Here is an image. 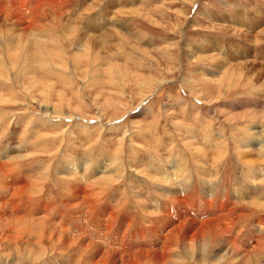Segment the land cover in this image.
I'll use <instances>...</instances> for the list:
<instances>
[{"label":"rangeland","instance_id":"rangeland-1","mask_svg":"<svg viewBox=\"0 0 264 264\" xmlns=\"http://www.w3.org/2000/svg\"><path fill=\"white\" fill-rule=\"evenodd\" d=\"M88 2L92 0H80L74 5L85 6ZM195 2L99 0L94 12L106 13L107 20L116 18V26L114 19L113 24L102 23L106 21L103 14L87 15L99 21L100 27H91L85 22L86 32L98 31L94 34L99 35L113 29L108 42L104 37L90 41L80 35L79 61H74L75 52L70 48L74 46L72 38L69 40L72 46L60 40L65 43V58L70 61L66 66L72 78L65 75L60 79L50 78L34 65V62L40 64V60L32 57L33 52H28L29 59L24 66L14 65L16 78H12V83H8L6 74L0 77V167L8 170L6 176L0 173V264H264V253L249 255V259L243 253L264 245V135L248 130L249 126L264 130V114L254 116L248 112L264 108V75L252 72L251 64L236 68L234 62L220 63L217 59L219 55L234 61L232 52L240 54L252 48L257 54L245 52L246 60L242 54L238 61H255L256 67L264 70V34L259 43L249 42L264 29V20L261 21L264 14L258 13L259 9H264V0ZM31 3L34 2L26 6ZM0 10L4 8L0 6ZM22 11L28 15L31 8L25 7ZM241 16L254 17L257 27H242L240 32L228 28L233 26L230 23L233 19ZM243 21L247 23L248 19ZM185 47L193 55L185 53ZM115 68L120 69L121 75L112 71ZM24 72H32V75ZM164 81L167 82L164 87L156 89L150 99L142 102L144 90H152ZM22 86L27 89L20 90ZM28 96L35 103L43 102L41 106L48 111L45 110L43 115L40 112L41 116L36 114L37 111L28 109L29 112L25 102ZM47 100L52 105H47ZM256 102L258 105L253 109ZM56 107L61 115L52 113ZM128 111L129 114L123 116ZM221 113L225 114L222 118ZM75 114L88 122L89 128L83 129L82 124L77 123L70 136L72 147L58 149L60 155L52 158L60 147L58 135L65 128L60 125L59 118L71 123L69 119H80ZM108 124L113 126L104 128L103 125ZM116 125L118 127L112 128ZM128 128L129 132L130 129L138 131L126 145L129 150L124 157L132 168L129 175H125L121 169L116 172L118 164L113 160ZM101 130L105 131L102 133ZM239 152L246 153L245 161ZM108 171L116 172L112 175L117 183L124 181L107 190L100 201L94 196L97 186L90 183L106 172L109 174ZM123 175L125 178L122 179ZM65 177L82 183L83 187L88 184L89 195L95 204L93 208L78 197L72 198L74 202L70 201L68 206V190L72 185L62 182L61 178ZM149 181H156L153 189ZM124 182L134 195H139L140 202L147 204L144 211L135 210L132 203L137 199L134 200L130 190L128 195H122L126 188ZM27 183L30 186L26 194L13 202L11 189ZM188 191L201 194L216 212L227 203L223 211L225 224L226 212L236 208L228 219L238 216L232 223L231 238L239 239L244 250L234 254H238L234 260L231 254L227 260L218 258L222 254L216 248L201 253L189 247V252L184 255L178 246L182 243L188 247L192 243L177 236L171 245L172 255L166 260L160 257L163 262L151 254L134 255L137 251H160L164 242L159 236L177 228L184 220L203 221L219 215H210L206 206L196 205L199 194L187 198L188 207L174 205L169 212L163 206L176 195L183 200ZM210 191L221 194L213 196L215 203L206 198ZM121 198L130 201L129 205H124ZM102 209L106 214L100 213ZM113 210L116 215L113 226L109 227L106 220ZM152 212L155 217L167 214L170 221L160 224L155 223L158 219L147 220L144 216L148 217ZM242 213L244 217L240 216ZM192 226L190 221L183 229L192 230L189 236L198 230ZM154 230H159L158 237ZM188 235H183L185 241ZM121 241L127 245H116ZM110 250L118 253L114 252L110 259L102 258ZM122 256L126 257L124 261Z\"/></svg>","mask_w":264,"mask_h":264},{"label":"bare ground","instance_id":"bare-ground-1","mask_svg":"<svg viewBox=\"0 0 264 264\" xmlns=\"http://www.w3.org/2000/svg\"><path fill=\"white\" fill-rule=\"evenodd\" d=\"M11 3L12 1V5H11V8L9 9H4V10H0V70H2V73H0V77L4 76V74L7 75V81L8 83H12L13 80L12 78H16V70L14 69V65L15 64H23V66L26 64L25 61H27V59H29V54L28 52H33V58H38L40 61V64L37 62H34V65L36 67H38V69L40 71H43L44 74H47L50 78H55V79H60L62 78L64 75L68 78H72L73 76L70 75L69 73V70L67 68V64L70 65V61L68 60V58H65V50H64V44L67 43L69 45H71L69 43V40L70 38H72L73 40V47H70L74 50V61H79L77 55L80 54V50L82 51V49H80V35H83L84 37L92 40H96L98 38H101V37H104V40L105 42H108L109 41V37H110V31L113 29H110V31H103L102 33H100L99 35L98 34H94V33H97V32H93V33H88L86 32L83 27V24L86 22V24L88 26H91V27H100V22L95 20L94 17H88L87 15H90V16H93L94 14L97 15V13H102L103 15H105V18H106V21H102V23H106L109 25V24H113V21L112 19H114V27L116 26V22L117 19L116 18H111L110 20L108 19L107 20V15L106 13H103L101 10L100 11H97V12H94L96 10V8H98L96 6V4L99 2V0H92V2H88L87 5L85 6H80V3L78 4V6H75L74 4H77L78 2H80V0H24V1H20V0H7ZM34 2V3H31L30 6H26V4H29L30 2ZM84 1V0H83ZM73 2V6L69 7L70 3ZM87 2V1H86ZM199 2V0H196L195 4ZM10 5V4H8ZM13 6V7H12ZM7 7V6H6ZM31 8V12L30 14H26V13H23L22 9L23 8ZM73 10V11H72ZM29 12V11H28ZM91 12H94V13H91ZM106 12V10H105ZM136 12V11H135ZM200 12V11H199ZM201 13V12H200ZM258 13L260 14H264V9H259L258 10ZM78 14V15H77ZM207 15V13H205ZM259 14V15H260ZM68 15V16H67ZM94 15V16H95ZM254 15V13H253ZM258 15V14H257ZM98 16V15H97ZM102 16V15H101ZM68 17V18H67ZM260 17V16H259ZM262 17V16H261ZM246 17L242 18L239 17V19H233L230 23L235 26V28L233 26H228V28H231V30H235V31H238L240 32L242 27H246L247 29H254L255 27H257V24L255 21H253V26L252 27H249V26H246V24L243 22V20L245 19ZM100 19V18H99ZM253 19V18H252ZM264 20V19H261V21ZM63 23H62V22ZM40 23V24H39ZM236 24V25H235ZM256 24V26H255ZM104 27V25H103ZM102 27V30H105L104 28ZM227 28V27H226ZM108 29V28H107ZM109 30V29H108ZM101 30H99L100 32ZM237 32V33H238ZM50 33V34H49ZM244 33V32H243ZM242 33V34H243ZM249 33V32H247ZM257 33V32H256ZM241 34V35H242ZM258 34V33H257ZM264 34V29L262 30H259V34L258 36H251L252 38L249 39V42H256V43H259L263 38H262V35ZM56 35V36H55ZM95 35H98V36H95ZM237 35V34H236ZM245 35V33H244ZM250 35V34H249ZM253 35V34H252ZM240 36V35H239ZM34 37V38H33ZM85 38V39H86ZM244 38V36H243ZM246 38V37H245ZM102 39V38H101ZM100 39V40H101ZM60 40L61 43H60ZM103 40V41H104ZM83 42V40H82ZM72 46V45H71ZM100 46V44H99ZM83 48V47H82ZM252 49V48H251ZM183 50H185L188 55H191L192 54V51L189 50L188 48H183ZM206 51V50H205ZM246 52H249V51H246ZM244 53V52H243ZM253 53V51H252ZM28 54V55H27ZM35 54V55H34ZM184 54V53H183ZM254 54H257V52H255ZM262 54V53H261ZM193 55V54H192ZM217 55V54H216ZM238 55V54H237ZM57 57V58H56ZM207 57V56H206ZM235 57V58H233ZM232 57V59L234 61H227L225 59H222L219 55H217V59L220 60V63L223 62V63H231V62H234L235 64H237L236 68L238 67V65H246V64H251L252 66V72L254 73H258L259 75H264V70L261 69L260 67L257 68L256 67V63L255 61H251V60H247L246 61H238V58H236L237 56L234 55ZM35 58V59H36ZM239 58H242V55L239 56ZM243 59H244V56H243ZM263 59H264V56H263ZM38 61V60H37ZM95 61V60H94ZM98 63V61H97ZM222 63V64H223ZM233 63V64H234ZM234 64V65H235ZM226 65V64H225ZM232 66V65H231ZM240 69V68H239ZM249 70V69H248ZM24 71V69H23ZM113 72H115L116 74H119V71L120 69L119 68H115L112 70ZM236 71V70H235ZM243 71V70H242ZM247 71V70H246ZM123 72V71H122ZM250 72V71H249ZM25 74H28V72H24ZM22 73V76L25 77L26 75ZM253 73V74H254ZM18 74V73H17ZM28 75H32V72ZM27 75V76H28ZM121 75V74H119ZM243 76V75H242ZM29 77V76H28ZM33 77V76H32ZM76 78H78L77 74L75 76ZM247 77V75H246ZM253 78L255 77L252 76ZM125 78V77H124ZM127 78V77H126ZM27 79V78H26ZM16 80V79H15ZM23 81V80H22ZM25 81V80H24ZM36 81V80H35ZM41 81V80H40ZM118 81V80H117ZM120 81H123V79H121ZM170 81V80H168ZM16 82V81H15ZM136 82V81H135ZM164 83V84H163ZM167 83V82H166ZM165 81L162 82L161 84L158 83L156 87H154V89L152 90H148L147 91H143L144 92V95H143V99H142V102L143 101H146L148 99L151 98V96L155 93V90L160 88V87H164L166 85ZM169 83V82H168ZM185 84V82L183 83V85ZM190 84V83H189ZM21 85V84H20ZM84 85H85V82H84ZM223 85V84H222ZM12 86V85H11ZM14 86V85H13ZM33 86V85H32ZM31 86V87H32ZM87 86V85H86ZM153 86V85H152ZM27 87V86H26ZM25 87V88H26ZM34 88H36L35 86H33ZM151 87V86H150ZM16 88V87H15ZM24 86L21 87L20 90H24L25 89ZM186 88V87H185ZM27 89V88H26ZM25 89V90H26ZM28 89H31L30 87ZM24 90V91H25ZM164 90V88H163ZM30 91V90H28ZM35 92V91H34ZM30 93V92H29ZM28 94V93H27ZM26 94V96H27ZM54 94V93H53ZM84 94V92L82 93ZM29 95V94H28ZM13 97V96H12ZM29 97V96H28ZM27 97V98H28ZM36 97V96H35ZM53 97V96H52ZM193 97V96H192ZM197 97V95H196ZM15 98V97H14ZM198 98V97H197ZM196 98V99H197ZM26 99V98H25ZM53 100V99H52ZM257 101V100H256ZM25 102L27 103L26 106H27V110L29 109L30 111L31 110H34V111H37V113L43 115L44 114V111L47 110V108L45 107H42L41 104L43 102H33L31 101V97H29L28 99L25 100ZM259 103V102H258ZM47 105H50L51 104V101L47 100ZM52 105V104H51ZM257 102L254 103V107L253 109H255L257 107ZM140 107V106H139ZM57 108V107H56ZM145 107H143L144 109ZM259 108V107H258ZM256 109L254 111H248L249 113H251L252 115L254 114H264V108L263 109ZM137 109V108H136ZM252 109V110H253ZM28 110V111H29ZM128 110V109H127ZM135 110V109H134ZM133 110V111H134ZM210 110V109H209ZM29 111V112H30ZM34 111L32 113H34ZM48 111V110H47ZM74 112V111H73ZM81 112V111H80ZM27 113V112H26ZM25 113V114H26ZM54 115H61V111H58V108L57 109H53V112H52ZM24 114V113H23ZM40 114V116H41ZM127 114H129V111L126 112L123 116H127ZM77 117H80L78 114H75ZM225 114L224 113H221L220 116L221 118L224 116ZM33 116V115H32ZM47 116V115H46ZM49 116V114H48ZM98 116V115H97ZM255 116V115H254ZM36 117V116H35ZM44 117V116H43ZM51 118V117H50ZM70 118V117H69ZM102 118V117H101ZM219 118V119H221ZM68 120V119H66ZM70 121H72L71 123H67L65 122V120L63 118H59V122L61 123L60 125H64L65 128L63 129L62 133L58 135V138L57 140L59 139L60 141H58L60 147H58L56 150V155L53 156L52 158H56L57 156L60 155V151H58V149H62L63 147L64 148H68L69 149V146L72 147L71 145V141H70V136H71V132H72V129L74 128V126H76L77 123H80V126L82 124L81 127L84 128H89V124L88 122L86 123L85 121L82 120V118L80 117L79 118H73V119H69ZM54 121V120H53ZM57 121V122H58ZM82 121V122H80ZM89 121V120H88ZM100 121V120H99ZM128 121V120H127ZM223 121V120H222ZM85 122V123H84ZM135 123H133L132 125H134ZM31 125V124H30ZM58 124H55V127H58L57 126ZM113 125H115L113 123ZM113 125H103L104 128H111V126ZM121 125V124H120ZM254 125V124H253ZM118 127L117 125L112 127V128H116ZM125 127V126H124ZM139 126H136L135 128H138ZM254 126H249L248 130L250 133L252 134H262L264 135V130L263 131H260L256 128H253ZM102 128V129H104ZM132 128V127H131ZM134 128V127H133ZM102 133L103 131L105 130H101ZM138 131V129H136L134 132H132V130L130 129V132H129V128L127 129V131H125L124 133V137L121 139V144L120 146L117 148V150H119V153L121 152V154H116L114 157L115 160H113V163H116L118 164V168L116 169V172H119V170L121 169V171H124L125 172V175H129L130 173V169L132 168V165H130V163L128 164L127 163V158H125L124 156H126L125 154H128L127 153V147L126 145L128 144V142H130L132 140V136L134 133H136ZM86 133H87V130H86ZM43 136L47 137V135L43 134ZM192 141V140H191ZM56 143V142H55ZM97 143V142H96ZM134 143V142H133ZM264 148V146H263ZM242 152V151H241ZM64 153V152H63ZM251 152H247V154H250ZM254 153V152H253ZM244 155H246L245 152H243V155L242 153L239 152V156L242 160L245 159ZM253 155V154H252ZM22 157V156H21ZM244 157V158H243ZM247 158V157H246ZM24 159V157H23ZM129 161V160H128ZM136 161V160H135ZM134 161V162H135ZM245 161V160H244ZM248 161V160H247ZM52 162V161H51ZM249 162V161H248ZM247 162V163H248ZM251 164V162H249ZM90 164V163H89ZM88 164V166H89ZM255 165V164H253ZM87 166L86 169H88L89 167ZM180 166V165H179ZM251 166V165H250ZM256 166V165H255ZM183 167V166H182ZM180 168V167H179ZM177 169V168H176ZM90 170V169H89ZM151 170V169H150ZM166 170V169H165ZM184 170V169H183ZM70 171V170H69ZM87 171V170H86ZM176 171V170H175ZM74 172V171H73ZM109 172V171H108ZM114 171H110L109 174L106 172L104 173V175L98 177L96 180H92L93 182H91V186L93 185H96L97 188H95V193H94V196L96 198H100V201L104 198V195L106 194L107 190H112L114 188V186L116 184H122L121 182L124 181V180H121L119 181L118 183L115 181L114 179V176L112 175L113 173H116ZM167 172V170H166ZM184 172V171H183ZM263 172V171H262ZM0 173L2 175H7L8 173V170H6V167L4 168V166L0 167ZM90 173V172H89ZM137 173V172H136ZM171 173V172H170ZM169 173V174H170ZM181 173H182V170H181ZM52 174V173H51ZM119 174V173H118ZM179 174V173H178ZM253 174V173H252ZM1 175V176H2ZM76 175V174H75ZM121 176V178H125L124 176ZM173 175V174H172ZM171 175V176H172ZM263 175V173H262ZM175 176V175H174ZM261 176V175H260ZM4 177V176H3ZM13 177V176H12ZM16 177V176H15ZM187 177V176H186ZM250 177V176H249ZM262 177V176H261ZM153 178V177H152ZM62 179V182H64L65 184H68L69 186L72 185L68 190V197H67V200H68V206H70V201H73L72 198L74 197H78L79 199L83 198L84 201L89 205V206H92V208L94 207L95 204H93L94 202H92L91 200V197H90V192H89V189H88V184H86V187H83L82 183L80 182H77L75 183V180H71L69 179L68 177L66 178H61ZM154 179V178H153ZM152 179V180H153ZM160 179V178H159ZM163 179V178H161ZM182 179V178H181ZM256 179V178H255ZM164 180V179H163ZM261 180V179H260ZM259 180V181H260ZM118 181V180H117ZM186 181V180H185ZM189 181V180H187ZM186 181V182H187ZM252 181V180H250ZM258 181V182H259ZM87 182V181H86ZM90 182V181H89ZM162 182V181H161ZM262 182V181H261ZM264 182V181H263ZM75 183V184H74ZM85 183V182H84ZM127 182H124L123 183V186H125L126 188L124 189V191L122 192V195L126 196L129 194V186L128 184H126ZM149 183H151V188L153 189L155 186H156V181H149ZM165 183V182H164ZM255 185V184H254ZM9 186V185H8ZM30 184H25L24 186H21L17 189H11L13 190V202L14 200H18L21 199V197L26 194V191L28 190ZM263 186V185H262ZM9 187H13V186H9ZM264 187V186H263ZM247 190V189H246ZM10 191V190H9ZM131 191V190H130ZM148 191V190H147ZM153 191V190H152ZM177 191V190H176ZM239 191V190H238ZM234 192L233 195H236V193L238 192ZM252 191V190H251ZM255 191V190H254ZM132 192V191H131ZM29 193V192H28ZM220 193V192H219ZM219 193H211L212 196H221V194ZM229 193V191H228ZM11 194V193H10ZM108 194V193H107ZM133 194V198L134 200L137 199L136 201H133L134 203L132 204H135L133 205L135 208V210H138V211H144L145 210V207H147V204H145L144 202H140V199L139 198V195H134V193L132 192ZM137 194V193H136ZM192 194H199V193H191L190 191H188V194L186 195V197L181 200L179 198L178 195H176L174 198H171L172 201H175L177 203H179V206H181V204H185L186 205V201H187V198H191ZM232 194V193H231ZM201 195V194H200ZM204 195H206L204 193ZM228 195V194H227ZM11 196V195H10ZM122 196V197H124ZM207 196V195H206ZM249 196V195H248ZM261 196V195H260ZM94 197V198H95ZM239 197V196H238ZM263 197V196H262ZM215 198V197H213ZM237 198V197H236ZM248 198V197H247ZM158 199H160L158 197ZM212 199V198H211ZM75 200V199H74ZM94 200V199H93ZM120 200H124V202L127 200V199H120ZM133 200V199H132ZM236 201V199H234ZM246 200V199H245ZM76 201V200H75ZM254 201V200H253ZM74 202V201H73ZM20 203V201H19ZM129 202H125L124 205H127ZM232 204H234V201L232 202ZM2 205H5V204H2ZM129 205V204H128ZM168 205V204H167ZM227 205V203L225 204ZM224 205V206H225ZM6 206V205H5ZM16 206V205H15ZM220 209L219 211V214L222 213V215H218V217H215V218H208L206 220H203V221H199V220H196V219H191L189 218V220H184L183 224H181L180 226H178L177 228H172L170 230H168V232L166 233V235L164 236H159L160 239L163 240L164 242V246L163 248L159 251V250H155V251H145V252H142V251H137L135 252L134 255L136 254H151V255H155L156 256V260H159L161 262H163L160 257L162 259H165L168 258V256L170 257L172 255V251H171V245L172 243L174 244V238L177 237V236H181V240H183L184 242H191L192 244L188 247H184L182 246V243H180L181 245L178 246V249H181V253L186 255L189 250L188 248L189 247H192L194 250H197L201 253L204 252V250L206 251H209L211 249H215L218 250V252H220L222 255L218 256V258H222L224 260H227V258H229L228 256L231 254L233 256L232 259L237 256V255H234L236 253H238L239 251L241 250H244L240 247L239 245V239L236 240L237 238H234V236H232L233 238H231V233L233 232L232 230L234 229V225L232 223L236 222L237 220V217L236 216L235 218H233L232 220L228 221L229 217L232 215L231 212H236V208H232L230 211V213L226 212L227 215H226V218H227V222L226 224L224 223V219H225V215H223V211H224V207ZM2 207V206H1ZM19 207V205H18ZM122 208H124V206H120ZM234 207V206H233ZM5 208V207H4ZM46 208V207H45ZM170 208V207H169ZM239 208V207H238ZM48 209V208H47ZM91 209V208H90ZM148 209V208H147ZM92 210V209H91ZM95 210V208H94ZM151 210V209H150ZM166 210V209H165ZM184 210H187V209H184ZM11 211V210H9ZM26 212V211H25ZM208 212V211H207ZM15 213H17L15 211ZM101 214H106V210H103L100 212ZM210 215H214L215 214H211L210 212H208ZM115 211L113 210L112 213H109L108 214V218H107V223L108 225H110L109 227L113 226V223L114 221L113 218L115 216ZM189 215V214H188ZM193 215V214H192ZM244 213L240 214V216H243ZM156 215L154 214V212H152L151 214H149V216H144L147 218V220L149 221H154L155 219H158L156 220L158 223L160 224H163V222L165 221H170L169 220V216L167 214H165V216H157L155 217ZM190 216V215H189ZM97 217V216H96ZM244 217V216H243ZM241 218V217H240ZM98 219V218H97ZM191 219V220H190ZM244 219V218H243ZM239 220V219H238ZM192 222L193 223V226L192 227H195V228H198V230L194 233V235H191L189 236L188 234L191 233L192 230H187V231H184L183 229H185L186 225H188L189 222ZM226 221V220H225ZM156 223V222H155ZM168 223V222H167ZM182 223V222H181ZM179 224V223H178ZM157 225V224H156ZM158 226V225H157ZM163 226V225H162ZM261 226V224H260ZM194 228V230H195ZM262 228V227H261ZM264 228V227H263ZM169 229V228H168ZM193 229V228H192ZM127 230V229H126ZM264 230V229H263ZM112 231V230H111ZM159 231V230H158ZM158 231L157 230H154L155 234L157 235L156 237H158ZM262 232V231H261ZM66 233V232H65ZM236 233V232H235ZM127 235V234H126ZM125 235V236H126ZM183 235H188V237L186 238V241L183 239ZM123 236V235H122ZM185 236V237H186ZM239 237V236H238ZM124 238V237H122ZM121 238V239H122ZM241 238V237H240ZM85 239V238H84ZM141 239V238H140ZM261 239V237H260ZM61 240V238H60ZM149 240V239H148ZM159 240V239H158ZM64 241V240H63ZM151 241V240H150ZM174 241V242H173ZM140 242V241H139ZM166 243V245H165ZM93 244V243H91ZM91 244H89V246H92ZM184 244V243H183ZM186 244V243H185ZM259 244V242L257 243ZM256 244V245H257ZM99 245H100V241H99ZM163 245V244H162ZM200 245V246H199ZM203 245V246H201ZM88 246V245H87ZM94 246V245H93ZM255 247V245H253ZM123 247V246H122ZM253 247V248H254ZM90 248V247H88ZM139 248V247H138ZM226 248V250H225ZM252 248V249H253ZM250 250V249H249ZM134 251V250H132ZM193 250H191L192 252ZM115 253H118L117 251L115 250H110L108 251V253H106V257H102V258H105V259H110L111 255H115ZM152 252V253H151ZM124 253V252H122ZM246 254V256H248V259L250 258L249 255L252 257V255H260V253H264V245H260V246H256L255 247V250L254 251H251V252H243ZM241 253V254H243ZM181 254V255H182ZM191 254V253H190ZM195 254V253H194ZM198 254V253H197ZM239 254V255H241ZM180 255V256H181ZM196 255V254H195ZM225 257H224V256ZM148 256V255H147ZM154 256V257H155ZM191 256V255H189ZM245 256V257H246ZM123 259L122 261H124L126 259L125 256H122ZM183 257V256H182ZM193 257V255H192ZM244 257V256H243ZM238 258V257H237ZM105 259H104V262H105ZM113 259V258H112ZM197 259V257L195 258ZM244 259V258H243ZM247 260V258H245ZM231 260V259H230ZM234 260V259H233ZM236 260V259H235ZM256 260V259H255ZM102 260H100L101 262ZM223 261V260H222ZM220 261V262H222ZM232 261V260H231ZM169 262V261H168ZM219 262V261H218ZM229 262V261H228ZM240 262V261H239ZM247 262V261H246ZM245 262V263H246ZM255 262V261H254ZM99 263V261H98ZM115 263V262H114ZM244 263V262H243ZM248 263V262H247ZM253 263V262H252ZM4 264V263H3ZM162 264V263H161ZM179 264H182V263H179ZM249 264V263H248Z\"/></svg>","mask_w":264,"mask_h":264},{"label":"crops","instance_id":"crops-1","mask_svg":"<svg viewBox=\"0 0 264 264\" xmlns=\"http://www.w3.org/2000/svg\"><path fill=\"white\" fill-rule=\"evenodd\" d=\"M10 2L9 1H7V0H0V6H2L4 9H9V8H11V6L10 5H12L11 3H10V5H8ZM7 6V7H6ZM13 7V6H12ZM209 11H207L206 13H208ZM98 14H100V13H98ZM102 14V13H101ZM230 18V17H229ZM253 18V19H252ZM245 19H248V22L247 23H245L244 21V23L245 24H253V20H254V17H246ZM217 45H219V42L217 43ZM216 45V46H217ZM222 50L223 51H221V53H223L224 52V48H222ZM246 51H249V53L251 52L252 53V51H253V53H255V50L254 49H251V48H248V49H245V51H244V53H240V54H238V51L237 52H232V54H233V56L234 55H236L237 57L236 58H238L240 55H242V54H244L243 56H244V58H245V52ZM238 54V55H237ZM224 58V57H223ZM239 59V58H238ZM243 60H246V59H243ZM226 194H228V190H227V192H226ZM195 195V194H194ZM193 195V196H194ZM199 196V198H197L196 199V205L198 206V207H202V205L205 207L206 206V208H205V210H207L208 212H210L211 214H214V213H219V211H220V209L221 208H219L218 209V211L216 212L215 210H213L212 208H210V203H207L206 201H205V199H204V197L202 196V195H198ZM197 196V197H198ZM202 196V197H201ZM149 198H152V197H149ZM206 198H208V199H210V202L211 203H213V196H212V194H211V191H210V193H209V195L208 196H206ZM212 198V199H211ZM153 199H154V197H153ZM188 202L189 201H187L186 202V206L188 207ZM220 202V201H219ZM214 203H215V201H214ZM168 204V205H167ZM179 203H177V202H174V201H166L164 204H163V206L166 208V209H168L169 210V212H171V209L173 208V206L174 205H178ZM224 205V204H223ZM170 207V208H169ZM178 207V206H177ZM223 208V207H222ZM176 209V208H175ZM174 209V210H175ZM216 215V214H215ZM219 215H222V213H220ZM218 217V216H217ZM145 223H147V222H145ZM156 223H158V222H156ZM147 226V225H146ZM141 227H144V225H142ZM128 237H131V236H129V235H127ZM114 240H116V239H114ZM122 240V239H121ZM142 241V240H141ZM118 242V241H117ZM239 243H241L240 241H239ZM122 244H125V245H127V243H123L122 241L121 242H119V243H116V245H122Z\"/></svg>","mask_w":264,"mask_h":264}]
</instances>
